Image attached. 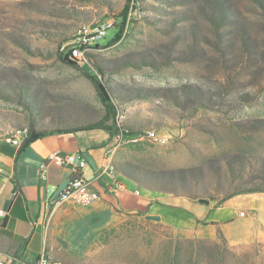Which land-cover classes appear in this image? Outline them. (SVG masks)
<instances>
[{
  "label": "rangeland",
  "instance_id": "374dc122",
  "mask_svg": "<svg viewBox=\"0 0 264 264\" xmlns=\"http://www.w3.org/2000/svg\"><path fill=\"white\" fill-rule=\"evenodd\" d=\"M125 5L121 38L106 46L117 28L109 30L91 55L112 111L86 76L94 68L64 61L60 47L80 25L114 19ZM112 121L170 133L167 143L136 142L116 162L122 171L115 166L142 186L141 198L144 188L174 197L161 214L189 201L170 190L215 205L263 193L264 0H0V141L21 127ZM261 236L238 246L178 239L127 214L78 244L71 263L264 264V228Z\"/></svg>",
  "mask_w": 264,
  "mask_h": 264
},
{
  "label": "crops",
  "instance_id": "0c3cea01",
  "mask_svg": "<svg viewBox=\"0 0 264 264\" xmlns=\"http://www.w3.org/2000/svg\"><path fill=\"white\" fill-rule=\"evenodd\" d=\"M138 144L119 142L114 133L101 129L43 135L21 152L20 147L0 142V208L5 212L0 218V260L14 257L27 263L46 251L56 264H68L79 256L78 244L127 214L158 215V223L169 227L178 239L214 240L220 232L229 245L238 246L262 237L264 192L233 196L219 205L200 203L208 206L206 211L197 209L195 204L199 202L191 199L184 208L166 204L164 214L158 207H162L161 202L172 201L173 196L144 187L143 198L140 189V195L134 196L133 190L142 186L119 172L113 163L125 162L126 148ZM53 152L85 160L81 173L93 181L100 196L97 201L85 205L50 201L58 184L70 177L67 167L48 161ZM109 160L124 186L114 193L106 190L108 179L101 175ZM42 164L46 166L44 180L40 174ZM4 217L7 222L3 226Z\"/></svg>",
  "mask_w": 264,
  "mask_h": 264
},
{
  "label": "built area",
  "instance_id": "2783aa9c",
  "mask_svg": "<svg viewBox=\"0 0 264 264\" xmlns=\"http://www.w3.org/2000/svg\"><path fill=\"white\" fill-rule=\"evenodd\" d=\"M116 21L113 18L107 19L102 26L97 27L95 30H83L79 33V39L76 41H70L64 44L61 48V52L67 53V58L69 60L76 61L80 65H85L93 69L91 64L92 48L99 46V41L104 39L106 33L114 28V23ZM31 132L29 128L22 134L15 135L0 141L2 144L10 145L16 147L17 139H24L26 141ZM117 140L122 142L127 140L128 142L136 143L141 142L142 139L146 138H156L158 141L167 143L171 138L168 131H157L149 132L145 137L138 136H126L123 132H118L115 134ZM73 155H62L58 152H53L49 154L48 161L53 162L59 166L67 167L70 171L69 183L66 187L55 197L54 203L61 205L67 202H71L78 205L90 204L99 199V192L93 188V181L83 177L81 170L85 166V160L83 158L77 157L75 159ZM46 166L42 164L40 166L41 178L46 179ZM101 175H105L108 182L105 184L106 190L109 192H116L118 190L124 189L123 183L120 180L119 174L113 172V165L110 160L103 166ZM134 196H139V188L133 190ZM240 216L243 215V211L239 213ZM5 215V212L0 208V218ZM0 264H56L52 256L41 255L27 263H23L20 260L11 257L7 260H0Z\"/></svg>",
  "mask_w": 264,
  "mask_h": 264
},
{
  "label": "trees",
  "instance_id": "16d2710c",
  "mask_svg": "<svg viewBox=\"0 0 264 264\" xmlns=\"http://www.w3.org/2000/svg\"><path fill=\"white\" fill-rule=\"evenodd\" d=\"M128 7L127 5H125V8L123 9V11L117 15V17H114L115 19V23H114V28H117V32L114 35V37L106 44V46H109L115 42H117L120 38L121 35L123 33L124 27L126 25V13H127ZM72 38V37H71ZM70 39H64L63 40V44L67 43L68 41L71 40ZM61 58L64 61H68L67 58V53L66 52H61ZM69 62V61H68ZM94 68V73L95 74H91V73H86V76L93 82L98 95L100 97V100L102 101V103L109 109L112 110L114 109V105L112 103V100L110 99V97L108 96L106 89L103 87V85L101 84L100 80L98 79L97 75H101L102 71L100 68H98L97 66L93 65ZM92 129H101V130H105L107 132H112L114 134H117L118 132H125L124 134H135L136 132L141 131L140 129H128L125 125H121V123L118 122H114L112 121L111 124L106 125L105 123L99 122V123H88V124H84V125H78V126H74V127H63V128H55V129H49V130H45V131H40V132H31L29 138L21 143V145L19 146V152H21L22 150H24V148L28 145V143L30 141H33L43 135H47V134H59V133H69V132H76L79 130H92ZM123 129V130H122ZM18 147V148H19ZM114 166H116L120 171H122V169H120V163H113ZM125 172V171H123ZM262 191H264V189H260ZM256 191L255 189L253 190H247L246 192H254ZM169 193H172L175 197H183V198H189L192 199L193 197H191V195H189L188 193H181L178 194L176 191L174 190H170ZM235 194H238V192H236ZM202 199V198H199ZM54 201V200H53ZM196 201H198V199H196ZM218 239L221 240L223 243L225 242V238L223 237V235L219 232L217 235ZM55 261V260H54ZM56 263V262H55ZM68 264H72L71 262Z\"/></svg>",
  "mask_w": 264,
  "mask_h": 264
},
{
  "label": "bare ground",
  "instance_id": "6f19581e",
  "mask_svg": "<svg viewBox=\"0 0 264 264\" xmlns=\"http://www.w3.org/2000/svg\"><path fill=\"white\" fill-rule=\"evenodd\" d=\"M106 22V20H103V21H99V22H97V23H92V24H82V25H80L78 28H77V30L75 31V33L73 34V36H72V38H71V40L70 41H76L77 39H79V33H81L83 30H95L97 27H100V26H102V23H105ZM70 41H68V42H70ZM67 42V43H68ZM64 44H66V43H64ZM63 44V45H64ZM62 45V46H63ZM62 46L60 47V51H61V48H62ZM98 47V46H97ZM97 47H93L92 48V53L97 49ZM26 129H27V127H21V128H17V129H14L13 131H12V133L11 134H9L8 136H6L5 138H3V140L2 141H4V139H7V138H9V137H13V136H15V135H18V134H22V133H24L25 131H26ZM123 130V129H122ZM149 132H154V131H150V130H146V131H142V133H135V134H124V135H126V136H138V137H145ZM125 133V132H124ZM144 133V135H142ZM150 139V138H149ZM151 139H153V140H156V138H151ZM23 140L24 139H17L16 140V147H19L20 145H21V143L23 142ZM156 141H158V140H156ZM159 143H165V142H162V141H158ZM113 172L114 173H117L116 172V170H115V168H114V166H113ZM42 255H44V256H52L51 254H49L48 252H46V251H44V252H42Z\"/></svg>",
  "mask_w": 264,
  "mask_h": 264
},
{
  "label": "water",
  "instance_id": "95a60500",
  "mask_svg": "<svg viewBox=\"0 0 264 264\" xmlns=\"http://www.w3.org/2000/svg\"><path fill=\"white\" fill-rule=\"evenodd\" d=\"M69 177L64 179L61 183L58 184V186L56 187V189L54 190V192L52 193L51 197H50V201H53L55 199V197L66 187V185L69 183ZM199 203H208V200L205 199H199L198 200ZM145 219L147 220H153V221H159V216L156 215H146ZM7 222V217H4L3 219V226L5 225V223Z\"/></svg>",
  "mask_w": 264,
  "mask_h": 264
}]
</instances>
